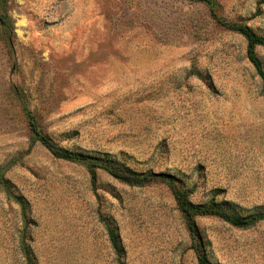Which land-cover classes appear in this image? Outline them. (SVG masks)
<instances>
[{"label":"rangeland","instance_id":"rangeland-1","mask_svg":"<svg viewBox=\"0 0 264 264\" xmlns=\"http://www.w3.org/2000/svg\"><path fill=\"white\" fill-rule=\"evenodd\" d=\"M264 35V0H215ZM0 30V264H198L170 190L32 141L17 88L59 146L166 172L230 212L264 211V82L246 40L194 0H7ZM255 53L264 71V46ZM6 184V189L2 186ZM10 194V195H8ZM19 197L22 208L14 199ZM106 225L120 238L118 256ZM196 225L214 264H264V220Z\"/></svg>","mask_w":264,"mask_h":264},{"label":"trees","instance_id":"trees-1","mask_svg":"<svg viewBox=\"0 0 264 264\" xmlns=\"http://www.w3.org/2000/svg\"><path fill=\"white\" fill-rule=\"evenodd\" d=\"M206 4L214 19H216L220 24L225 26L227 29L241 34L246 40V55L249 61L253 64L256 69L257 74L261 77L264 82V71L258 57L255 53L256 46H264V35H259L255 33L247 24L239 23L235 21H228L225 18L219 16L216 13L215 0H194ZM0 30L3 40L11 45L13 29L11 26L10 18L7 13V0H0ZM13 91L21 103L23 113L26 117L28 127L31 132L32 141H39L43 144L51 154L60 159L80 163L85 166L88 170L91 178H95L96 170L100 169L107 172L109 175L125 182L129 185L141 186L146 182L151 180H159L165 184V186L170 190L176 206L181 213L185 226L189 232L191 244L190 248L193 250L195 258L198 264H214L212 263L205 252L203 242L198 232L196 225V218L198 216L212 215L219 217L232 225L237 227L247 228L255 223L264 220V211L252 212L246 215H239L230 212L226 209L222 203L215 200L214 197L210 198L206 202L195 203L190 200L189 196L192 189H184L180 187L173 175L166 172H154L151 170L140 172L133 170L123 163L112 161L108 158L91 155L87 153H80L68 150L62 146L54 143L50 137L43 132L40 127L39 121L34 114V112L28 107L25 102L24 97L20 94L17 88L13 87ZM2 180V178H1ZM0 180V181H1ZM2 186L6 189V184L2 183ZM10 195V194H8ZM22 207L24 208V203L19 197L10 196ZM108 232L109 241L114 252L120 256L123 252L120 238L115 230L106 225ZM21 251L25 257L26 264H34L28 249L26 248L24 242L21 239Z\"/></svg>","mask_w":264,"mask_h":264}]
</instances>
